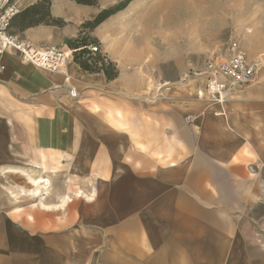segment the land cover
Returning a JSON list of instances; mask_svg holds the SVG:
<instances>
[{"label":"crops","instance_id":"0c3cea01","mask_svg":"<svg viewBox=\"0 0 264 264\" xmlns=\"http://www.w3.org/2000/svg\"><path fill=\"white\" fill-rule=\"evenodd\" d=\"M122 1L19 0L10 31L68 58L56 70L12 52L1 58L0 186L14 171L31 195L32 178L47 181L35 209L7 207L0 193V264L262 263L252 257L264 249V68L223 102L197 97L194 82L144 98L145 76L125 64L152 51L127 17L137 2L82 26ZM79 35L97 40L116 65L114 79L72 58L67 42ZM130 92L140 97L126 98ZM61 166L94 187L43 203L49 173ZM20 210L17 229L3 213L14 221Z\"/></svg>","mask_w":264,"mask_h":264},{"label":"rangeland","instance_id":"374dc122","mask_svg":"<svg viewBox=\"0 0 264 264\" xmlns=\"http://www.w3.org/2000/svg\"><path fill=\"white\" fill-rule=\"evenodd\" d=\"M135 1L138 9L130 12L127 17H133L135 27L146 36L141 42L142 47L152 51L141 58L127 56L125 64L129 73L140 71L145 76L146 87L142 92L144 98L149 97L153 90H156L157 97H161L160 92L164 89L184 83L194 82L199 88L200 78L180 83V75L192 69H203L205 61L212 56L221 55L231 40L238 41L249 57L259 56L264 62V0ZM263 68L264 65L258 76ZM127 81L135 82L134 78H128ZM165 82L168 83L164 86ZM157 85L162 86L157 90ZM138 94L130 92L126 98L138 99ZM17 167L33 176L44 174L31 164L18 162ZM49 179L48 194L41 198L43 203H54L63 193L69 194L71 198H75L74 192L78 190L88 194L94 187L88 184V177H76L70 169L62 166L57 171L50 172ZM32 187L22 172L14 171L9 179L3 180L0 193L5 198L7 207L35 209L38 208L39 198L27 191ZM9 197H12V201ZM81 197L85 198L83 195L79 196ZM33 203L36 205L32 206ZM21 210L14 211V221L3 213L6 222L13 223L17 229L24 222ZM78 224H84V220ZM260 256L262 263L253 261V264H264V249L253 251L252 259H259ZM245 259L248 262L251 258ZM236 264H243L240 257Z\"/></svg>","mask_w":264,"mask_h":264},{"label":"built area","instance_id":"2783aa9c","mask_svg":"<svg viewBox=\"0 0 264 264\" xmlns=\"http://www.w3.org/2000/svg\"><path fill=\"white\" fill-rule=\"evenodd\" d=\"M19 11V0H0V71L4 69L1 58L6 52L15 53L24 62L56 70L68 58L65 51L55 46L37 48L10 31V22ZM89 48L91 52L99 51L98 45ZM263 65L261 57H249L238 41L231 40L221 55L208 58L201 70L184 72L179 81L200 78L197 97L223 102L233 92L252 84Z\"/></svg>","mask_w":264,"mask_h":264},{"label":"trees","instance_id":"16d2710c","mask_svg":"<svg viewBox=\"0 0 264 264\" xmlns=\"http://www.w3.org/2000/svg\"><path fill=\"white\" fill-rule=\"evenodd\" d=\"M43 2H49V0H42ZM77 3L96 5L97 0H74ZM130 0H124L116 5H113L108 8L101 9L92 19L86 20L82 23V26L85 28H92L100 23L105 17L109 16L112 13L122 9L126 6ZM55 21V20H52ZM87 37L85 35H79L73 40L67 42L72 58L79 63L80 67L89 72L102 71L107 80L114 79L118 70L115 63L106 59V57L101 56L99 51L91 52L90 45H98L96 39L89 37L88 42H86Z\"/></svg>","mask_w":264,"mask_h":264},{"label":"bare ground","instance_id":"6f19581e","mask_svg":"<svg viewBox=\"0 0 264 264\" xmlns=\"http://www.w3.org/2000/svg\"><path fill=\"white\" fill-rule=\"evenodd\" d=\"M63 64H64V63H62V64L60 65V67H61ZM60 67H59V68H60ZM163 85H164V86L167 85V82H165ZM29 178H30V177H29ZM29 178H28V179H29ZM44 181H47V180H45V179H41V178H39V179H35V178L33 179V178H32V180H31V184L37 187V188H34V190H33V194H34L35 196H38V195L41 193V192L39 191V187L42 186V184H43ZM48 181H49V180H48ZM48 183H50V182H48ZM45 185H46V182H45ZM45 185H44V186H45ZM48 185H49V184H48ZM38 186H39V187H38ZM47 187H48V186H47ZM46 189H48V188H46ZM46 189H45V190H46ZM22 190H23V189H22ZM44 192H45V191H44ZM41 196H42V195H41ZM68 198H69L68 196H64V199L67 200Z\"/></svg>","mask_w":264,"mask_h":264}]
</instances>
